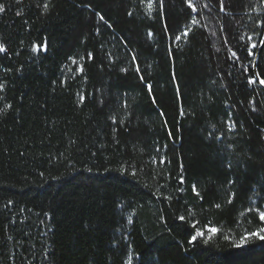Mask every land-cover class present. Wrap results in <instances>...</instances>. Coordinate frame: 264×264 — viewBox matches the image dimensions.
<instances>
[{
    "label": "trees",
    "instance_id": "16d2710c",
    "mask_svg": "<svg viewBox=\"0 0 264 264\" xmlns=\"http://www.w3.org/2000/svg\"><path fill=\"white\" fill-rule=\"evenodd\" d=\"M152 3L0 0V264H264V0Z\"/></svg>",
    "mask_w": 264,
    "mask_h": 264
},
{
    "label": "snow or ice",
    "instance_id": "6c2138e0",
    "mask_svg": "<svg viewBox=\"0 0 264 264\" xmlns=\"http://www.w3.org/2000/svg\"><path fill=\"white\" fill-rule=\"evenodd\" d=\"M141 3H145V0H141ZM147 7L149 10L152 9V7H153L152 0H147ZM3 10H4L3 5H0V11H3ZM45 10H47V4H45ZM101 19H103V16H101ZM193 23H196V21L194 20ZM149 35H151V33H149ZM177 39H179V37H177ZM260 43L264 44V40H261ZM46 47H47V45L44 44V45L39 46V49L46 50ZM252 47H256V45H253ZM4 50H5L4 45L0 44V52H2ZM37 50H38V46L34 44L33 45V51H37ZM249 54H251V53H249ZM233 56H235V53H233ZM89 57H91V54H89ZM73 62L75 63V61H73ZM80 70L81 69H77V71H80ZM137 71H139V69H137ZM254 82L255 81L252 78H250L248 81L249 84H252ZM259 83L264 85V79H260ZM2 87H3V85H0V88H2ZM148 87H149V90H151V85H149ZM83 99H84V97L81 96V100H83ZM193 191L196 192V189L193 188ZM196 194L199 195V193H196ZM229 202H231V201H229ZM216 207L219 208L220 205L217 204ZM257 215H258L259 221L264 222V211L257 209ZM180 219L184 220L185 218L182 216V217H180ZM192 227L195 228L196 224L193 223ZM204 227L207 229L208 233H210V234L214 235L218 232V229L216 227L209 226V225H205ZM203 235H204L203 231L197 230L195 232V234L191 236L189 243L195 241L197 239V237H201ZM209 238H211V236ZM252 238L264 240V227H259L255 231L246 232L234 246L235 247H243L245 244L249 243L252 240ZM128 264H131L130 258H129Z\"/></svg>",
    "mask_w": 264,
    "mask_h": 264
},
{
    "label": "water",
    "instance_id": "95a60500",
    "mask_svg": "<svg viewBox=\"0 0 264 264\" xmlns=\"http://www.w3.org/2000/svg\"><path fill=\"white\" fill-rule=\"evenodd\" d=\"M263 39H264V35H263L262 40H263ZM260 45H261V43H260ZM260 45H259V47H260ZM258 50H259V49H258ZM257 56H258V51L256 52L254 62H256ZM253 70L255 71V64L253 65ZM255 79H256L258 82L260 81V79L258 78V76H257L256 74H255ZM259 84H260V83H259ZM260 86H261L262 88H264V85L260 84Z\"/></svg>",
    "mask_w": 264,
    "mask_h": 264
}]
</instances>
